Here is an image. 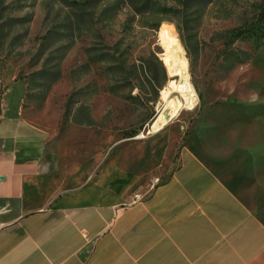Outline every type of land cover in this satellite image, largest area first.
I'll return each instance as SVG.
<instances>
[{
	"label": "rangeland",
	"instance_id": "374dc122",
	"mask_svg": "<svg viewBox=\"0 0 264 264\" xmlns=\"http://www.w3.org/2000/svg\"><path fill=\"white\" fill-rule=\"evenodd\" d=\"M262 11L264 0H0V89L3 74L22 82L23 117L51 151L79 148L82 162L120 161L159 130L162 146L203 133L228 145L231 131L264 132V36L232 35L264 32ZM169 36L184 46L193 108L166 106L179 79Z\"/></svg>",
	"mask_w": 264,
	"mask_h": 264
},
{
	"label": "crops",
	"instance_id": "0c3cea01",
	"mask_svg": "<svg viewBox=\"0 0 264 264\" xmlns=\"http://www.w3.org/2000/svg\"><path fill=\"white\" fill-rule=\"evenodd\" d=\"M5 76L0 264H264V132L172 148L159 130L120 161L82 162L50 150Z\"/></svg>",
	"mask_w": 264,
	"mask_h": 264
},
{
	"label": "bare ground",
	"instance_id": "6f19581e",
	"mask_svg": "<svg viewBox=\"0 0 264 264\" xmlns=\"http://www.w3.org/2000/svg\"><path fill=\"white\" fill-rule=\"evenodd\" d=\"M171 53V72L173 76H178V80H173L170 87L163 95L166 100V106L186 105L188 108H193L198 102L196 90L191 82L189 72V62L185 56V49L181 40L177 37H168L165 39ZM170 115H167V119ZM164 118L160 115L156 124L153 123V130L163 125ZM143 136V135H142ZM144 137V136H143Z\"/></svg>",
	"mask_w": 264,
	"mask_h": 264
},
{
	"label": "trees",
	"instance_id": "16d2710c",
	"mask_svg": "<svg viewBox=\"0 0 264 264\" xmlns=\"http://www.w3.org/2000/svg\"><path fill=\"white\" fill-rule=\"evenodd\" d=\"M261 17H264V11H262ZM252 34L260 37L264 36V32L260 31L255 25H252V27H236L232 30V35L235 37L250 36Z\"/></svg>",
	"mask_w": 264,
	"mask_h": 264
}]
</instances>
